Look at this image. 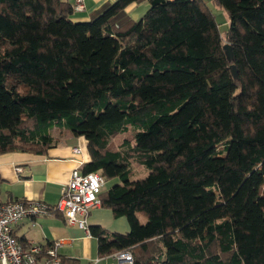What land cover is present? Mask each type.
<instances>
[{
  "label": "trees",
  "instance_id": "16d2710c",
  "mask_svg": "<svg viewBox=\"0 0 264 264\" xmlns=\"http://www.w3.org/2000/svg\"><path fill=\"white\" fill-rule=\"evenodd\" d=\"M139 1L77 22L65 0H0V155L85 138L82 171L115 180L101 207L130 226L89 229L101 257L264 264V0H212L224 35L203 0L112 22Z\"/></svg>",
  "mask_w": 264,
  "mask_h": 264
},
{
  "label": "crops",
  "instance_id": "0c3cea01",
  "mask_svg": "<svg viewBox=\"0 0 264 264\" xmlns=\"http://www.w3.org/2000/svg\"><path fill=\"white\" fill-rule=\"evenodd\" d=\"M65 1L75 6L77 0ZM117 1L119 0H82L84 8L76 11L75 21H91ZM203 1L210 9L209 3L212 0ZM149 6V0H140L117 14L112 22L120 25L130 20L138 21L148 11ZM76 147L80 148V154L73 152ZM89 161L87 141L72 132L65 140L58 141L45 155H0V201H39L55 207L60 200L62 187L69 182L73 170L80 167L82 171L81 163L85 165ZM17 169L21 171L17 172ZM91 227L122 234L130 230L126 218H116L110 209L102 207L90 211L89 229ZM14 235L20 243L27 246L34 243L48 246L62 241L64 245L59 249L60 256L76 261L75 264H118L115 254L107 257L99 255L98 240L90 231L87 233L78 227L67 225L65 218L59 213L26 218L14 228Z\"/></svg>",
  "mask_w": 264,
  "mask_h": 264
},
{
  "label": "built area",
  "instance_id": "2783aa9c",
  "mask_svg": "<svg viewBox=\"0 0 264 264\" xmlns=\"http://www.w3.org/2000/svg\"><path fill=\"white\" fill-rule=\"evenodd\" d=\"M74 8L83 10L82 0H77ZM73 152L80 154L81 150L76 147ZM20 171L17 169V172ZM104 184L105 180L99 173H84L78 167L71 173L69 182L62 187L60 200L55 207L39 201H0V264H65L59 254V249L64 245L62 241L49 247L36 243L23 245L16 239L14 228L26 218L54 212L61 214L67 225L88 233L90 211L101 208L99 195ZM116 259L118 264H133L130 252H120Z\"/></svg>",
  "mask_w": 264,
  "mask_h": 264
},
{
  "label": "rangeland",
  "instance_id": "374dc122",
  "mask_svg": "<svg viewBox=\"0 0 264 264\" xmlns=\"http://www.w3.org/2000/svg\"><path fill=\"white\" fill-rule=\"evenodd\" d=\"M209 7L213 11V14L215 15L216 22L219 25L221 35H224L230 28V22H229V19H228L226 13L223 10L216 8L212 2L209 3ZM52 134L57 139V141L65 140V138L67 136H70V132L68 130L60 129V128H54L52 130ZM114 183H115V180L106 181L103 189L110 188ZM140 219H141L142 223H144L146 221V219L143 216H140Z\"/></svg>",
  "mask_w": 264,
  "mask_h": 264
},
{
  "label": "water",
  "instance_id": "95a60500",
  "mask_svg": "<svg viewBox=\"0 0 264 264\" xmlns=\"http://www.w3.org/2000/svg\"><path fill=\"white\" fill-rule=\"evenodd\" d=\"M224 49H225V52H226V55H227V58L229 59V61H232L234 56H233V51H232V47L231 45L229 44H225L224 46ZM231 70H232V74L235 78L238 77V72H237V68L235 66H232L231 67Z\"/></svg>",
  "mask_w": 264,
  "mask_h": 264
},
{
  "label": "bare ground",
  "instance_id": "6f19581e",
  "mask_svg": "<svg viewBox=\"0 0 264 264\" xmlns=\"http://www.w3.org/2000/svg\"><path fill=\"white\" fill-rule=\"evenodd\" d=\"M117 254H118V253L115 254V259H116V255H117ZM116 261H117V259H116ZM117 262H118V261H117Z\"/></svg>",
  "mask_w": 264,
  "mask_h": 264
}]
</instances>
